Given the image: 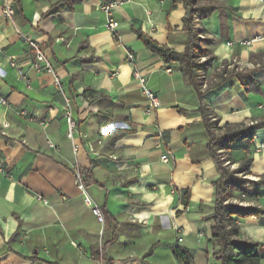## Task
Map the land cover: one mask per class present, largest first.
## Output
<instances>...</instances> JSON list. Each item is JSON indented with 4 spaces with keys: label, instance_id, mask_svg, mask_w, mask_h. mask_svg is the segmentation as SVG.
I'll return each instance as SVG.
<instances>
[{
    "label": "crops",
    "instance_id": "crops-1",
    "mask_svg": "<svg viewBox=\"0 0 264 264\" xmlns=\"http://www.w3.org/2000/svg\"><path fill=\"white\" fill-rule=\"evenodd\" d=\"M108 1L119 3L114 34L99 9ZM6 2L12 19L3 15ZM197 4L217 6L195 23L205 50L199 62L213 56L199 70L202 90L224 63L257 67L251 57L264 53V0ZM185 12L182 0H0V97L8 103L0 102V264H185L186 258L221 264L211 230L220 171L206 147L198 96L178 61L165 62L138 37L183 52ZM24 37L40 44L71 99L85 134L76 136V152L66 137L63 96L51 74L31 69L33 50ZM11 59L28 72L29 83ZM135 69L157 95L156 109L146 110ZM254 75L258 89L245 91L233 81L207 90L220 129L264 116V66ZM262 142L264 129L226 151L233 164L251 158V198L264 193V149L246 153ZM79 168L88 172L84 190L104 212L103 224L84 202ZM250 201L264 207L262 198ZM237 223L242 239L264 246V215ZM259 254L264 264V247Z\"/></svg>",
    "mask_w": 264,
    "mask_h": 264
},
{
    "label": "trees",
    "instance_id": "trees-1",
    "mask_svg": "<svg viewBox=\"0 0 264 264\" xmlns=\"http://www.w3.org/2000/svg\"><path fill=\"white\" fill-rule=\"evenodd\" d=\"M76 1L79 0H62L66 5H71ZM182 1L186 9L182 21L188 33L185 50L183 52L180 53L165 45H159L142 33H138V37L144 42L148 49L157 54L165 62L178 61L181 64L182 74L187 82L194 88L198 96V111L202 116L208 136L206 147L220 171V177L214 182L216 191L214 207L211 213L213 220L211 227L212 237L219 243L216 256L219 258L221 264H261V256L259 253L264 246L256 242L242 239L239 236L237 221L241 218L251 216H263L264 207L258 205L242 206L236 202L230 201V199L236 198L234 196L235 191H246V193L249 194L247 190H241V185L247 184L249 186L250 183H252V180L245 177L250 174L249 167L252 160L251 158L244 157L239 162L237 168L229 171L224 166V162L229 161L231 163L230 159H222L217 152L221 149H230L238 140L250 141L258 130L264 129V116L260 120L252 121L251 123L225 124L223 126L225 131L215 136L213 132H211L210 122L213 113L209 100L206 98V92L208 89H220L232 85L233 81L240 83L245 91L251 88L258 89L259 86L254 73L257 67L264 66V53L258 58L254 56L251 57L254 65L258 63V66L252 69L238 70L235 64L229 67L227 63H224L213 83L207 85V87L202 90L203 82L200 78L199 70L209 67L213 61V56L208 55L203 62H199V57L205 53V50L200 47L201 38L198 37L195 23L197 20L210 15L217 6L215 4L198 5V0ZM78 172L85 186L84 178L88 177V172L82 168H79ZM239 172L242 173L240 177L237 176ZM259 183H261V181H259ZM250 199L251 198L247 200ZM102 213L104 216L105 214L103 211ZM184 262L185 264H192L187 258Z\"/></svg>",
    "mask_w": 264,
    "mask_h": 264
},
{
    "label": "built area",
    "instance_id": "built-area-1",
    "mask_svg": "<svg viewBox=\"0 0 264 264\" xmlns=\"http://www.w3.org/2000/svg\"><path fill=\"white\" fill-rule=\"evenodd\" d=\"M119 3L116 1H108L103 2L100 4L99 9L105 14L106 21H105V28L112 34L116 32V30L119 27V21L115 17V12L118 7ZM3 15L8 18L12 19L14 15V10L12 6L6 2L5 6L3 7ZM25 41L28 42L30 47L33 50V60L31 62V69L36 73H49L53 76V84L56 90L62 94L63 96V113L66 120V137L71 140L73 144V150L76 152L79 148V144L75 142L76 136H84L85 134L77 127L76 121L73 116V106L71 99L65 94L61 80L59 75L56 73L54 69V65L50 61V59L46 56L45 52L41 48L40 44L34 40H31L29 38L24 37ZM230 45V43H227ZM130 58H132V55H130ZM10 66L16 70L17 75L19 79L24 81L25 83H29L30 77L27 71L23 69L22 66H20L16 59H11ZM133 77L139 82L141 90L143 95L146 97L147 100V111H150L151 109H156L159 105V99L157 95L153 92V90L148 86L147 84V78L141 74V71L139 69H135L133 71ZM0 102L4 105H8L7 100L5 98L0 97ZM18 113L25 117L29 121H34L35 118L29 114H27V111L24 109H21L18 111ZM43 123V122H40ZM90 150L93 152L92 146L89 145ZM264 149V142L257 145L253 150L248 151L246 153L247 156H249L252 152H260ZM162 160L165 162H168V156L162 155ZM231 164L229 161H225L224 164ZM0 162V171H2V166ZM250 179H256L253 176H248ZM76 181L79 190L82 192L84 196V202L90 206L92 214L96 217L97 221L100 224L104 223V216L102 213L101 208L92 203L90 197L85 193L84 184L82 181V177L79 174V172H76ZM264 199V193L262 195L256 194L253 195L251 198L252 200H258V199ZM231 201L236 202L242 206L252 205L250 200L246 199V195L244 193H240V197L231 199ZM44 203H48L47 200H44ZM178 231V230H177ZM182 238L179 237L178 241H181ZM101 264H104L103 260H101Z\"/></svg>",
    "mask_w": 264,
    "mask_h": 264
},
{
    "label": "rangeland",
    "instance_id": "rangeland-1",
    "mask_svg": "<svg viewBox=\"0 0 264 264\" xmlns=\"http://www.w3.org/2000/svg\"><path fill=\"white\" fill-rule=\"evenodd\" d=\"M211 132H213V134L215 135V136H218V135H220V134H222L225 130L223 129H220V126L218 125V123L216 122V121H214V120H212L211 119ZM227 150H229V148H227V149H221V150H218V154H220V156H221V158L222 159H224V160H226V159H228L229 158V155H228V153L226 152ZM224 166L229 170V171H231V170H234L235 168H237L238 167V164H233L232 162H231V164H224ZM241 172H239V173H237V176L238 177H240L241 176ZM248 176H250V175H246L245 177L246 178H248V179H250ZM241 190H247V192H248V190H249V186L247 185V184H244V185H241ZM242 193H244L245 195H246V199H249V198H251V196H249L247 193H246V191L245 192H242ZM239 195L240 194H238L237 195V197H239ZM230 201H231V199H230ZM233 202V201H232Z\"/></svg>",
    "mask_w": 264,
    "mask_h": 264
}]
</instances>
